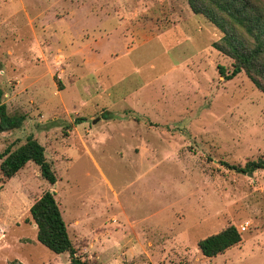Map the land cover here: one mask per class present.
Segmentation results:
<instances>
[{"label": "rangeland", "instance_id": "374dc122", "mask_svg": "<svg viewBox=\"0 0 264 264\" xmlns=\"http://www.w3.org/2000/svg\"><path fill=\"white\" fill-rule=\"evenodd\" d=\"M222 35L188 0H0L3 101L27 116L0 153L31 136L58 177L0 172V264H70L37 239L46 190L87 264H264V170L232 168L264 157V92L220 74ZM243 223L240 244L202 254Z\"/></svg>", "mask_w": 264, "mask_h": 264}, {"label": "trees", "instance_id": "16d2710c", "mask_svg": "<svg viewBox=\"0 0 264 264\" xmlns=\"http://www.w3.org/2000/svg\"><path fill=\"white\" fill-rule=\"evenodd\" d=\"M195 14L203 15L216 26L222 37L213 42V47L233 60V70L220 74L232 79L245 72L254 85L264 92V0H188ZM1 71V63H0ZM4 91L0 87V133L19 129L27 116L23 113L10 114L3 101ZM1 179L13 177L32 161L40 168V173L51 185L58 177L53 162L46 156L45 146L33 137L15 150L5 149L0 153ZM240 171L264 170V157L249 160L245 167L234 165ZM30 214L37 225L38 241L55 253H69L70 264H87L73 243L67 223L63 217L56 194L46 190L30 207ZM243 241L236 225L211 234L198 242V247L206 257H215ZM12 264H24L14 260Z\"/></svg>", "mask_w": 264, "mask_h": 264}, {"label": "built area", "instance_id": "2783aa9c", "mask_svg": "<svg viewBox=\"0 0 264 264\" xmlns=\"http://www.w3.org/2000/svg\"><path fill=\"white\" fill-rule=\"evenodd\" d=\"M249 228V223H243L240 225L239 230L242 231H246Z\"/></svg>", "mask_w": 264, "mask_h": 264}, {"label": "water", "instance_id": "95a60500", "mask_svg": "<svg viewBox=\"0 0 264 264\" xmlns=\"http://www.w3.org/2000/svg\"><path fill=\"white\" fill-rule=\"evenodd\" d=\"M252 174V173H251Z\"/></svg>", "mask_w": 264, "mask_h": 264}]
</instances>
